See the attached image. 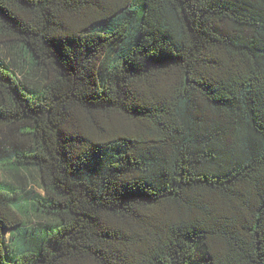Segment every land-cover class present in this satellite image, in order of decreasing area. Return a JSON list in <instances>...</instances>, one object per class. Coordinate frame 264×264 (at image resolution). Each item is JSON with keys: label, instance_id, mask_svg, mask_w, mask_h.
<instances>
[{"label": "trees", "instance_id": "1", "mask_svg": "<svg viewBox=\"0 0 264 264\" xmlns=\"http://www.w3.org/2000/svg\"><path fill=\"white\" fill-rule=\"evenodd\" d=\"M0 264H264V0H0Z\"/></svg>", "mask_w": 264, "mask_h": 264}, {"label": "rangeland", "instance_id": "2", "mask_svg": "<svg viewBox=\"0 0 264 264\" xmlns=\"http://www.w3.org/2000/svg\"><path fill=\"white\" fill-rule=\"evenodd\" d=\"M4 177V176H3ZM33 187V184L31 185ZM37 188V187H36Z\"/></svg>", "mask_w": 264, "mask_h": 264}]
</instances>
